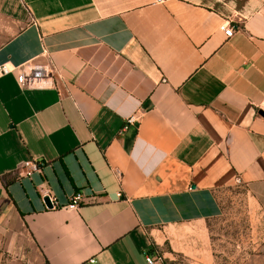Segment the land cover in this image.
<instances>
[{
    "label": "crops",
    "instance_id": "0c3cea01",
    "mask_svg": "<svg viewBox=\"0 0 264 264\" xmlns=\"http://www.w3.org/2000/svg\"><path fill=\"white\" fill-rule=\"evenodd\" d=\"M2 65L0 239L38 264L213 263L215 190L264 184V0H0Z\"/></svg>",
    "mask_w": 264,
    "mask_h": 264
},
{
    "label": "rangeland",
    "instance_id": "374dc122",
    "mask_svg": "<svg viewBox=\"0 0 264 264\" xmlns=\"http://www.w3.org/2000/svg\"><path fill=\"white\" fill-rule=\"evenodd\" d=\"M214 196L220 213L202 225L211 247L212 264H243L264 243V184L233 181L215 190ZM18 236L0 239V264H38L24 237ZM193 243L191 240L189 246ZM155 250L163 264H194L195 261L191 255L173 251L167 244Z\"/></svg>",
    "mask_w": 264,
    "mask_h": 264
},
{
    "label": "built area",
    "instance_id": "2783aa9c",
    "mask_svg": "<svg viewBox=\"0 0 264 264\" xmlns=\"http://www.w3.org/2000/svg\"><path fill=\"white\" fill-rule=\"evenodd\" d=\"M155 1L158 3H162L165 0H155ZM223 32H224V35L226 37H231L233 34L232 26H230L229 24H224L223 25ZM9 71L10 70L5 65L0 66V73H7ZM17 81L22 86L25 84V76L23 73L18 74ZM259 108L264 113V100L260 103ZM126 121H127V123L131 124L135 120H134L133 116H130L126 119ZM38 166H39V163L35 160H28V161H25L22 164H20V168H27L29 171L36 170L38 168ZM80 198H81V195L76 194L72 198L71 206H73ZM144 257H145V262L147 264H163L161 257L158 255V252L155 249H153V251L150 253H146L144 255Z\"/></svg>",
    "mask_w": 264,
    "mask_h": 264
},
{
    "label": "water",
    "instance_id": "95a60500",
    "mask_svg": "<svg viewBox=\"0 0 264 264\" xmlns=\"http://www.w3.org/2000/svg\"><path fill=\"white\" fill-rule=\"evenodd\" d=\"M192 187H194V186H192ZM43 200H44V202H45V204H46L47 207H51V206H52V203H51L50 197H49L48 195H45V196L43 197Z\"/></svg>",
    "mask_w": 264,
    "mask_h": 264
},
{
    "label": "trees",
    "instance_id": "16d2710c",
    "mask_svg": "<svg viewBox=\"0 0 264 264\" xmlns=\"http://www.w3.org/2000/svg\"><path fill=\"white\" fill-rule=\"evenodd\" d=\"M46 264H48V263H46Z\"/></svg>",
    "mask_w": 264,
    "mask_h": 264
}]
</instances>
